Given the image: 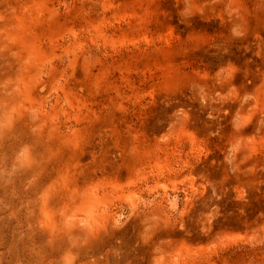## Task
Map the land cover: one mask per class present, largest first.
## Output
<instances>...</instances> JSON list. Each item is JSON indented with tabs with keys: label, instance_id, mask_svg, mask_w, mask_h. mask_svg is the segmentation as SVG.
I'll use <instances>...</instances> for the list:
<instances>
[{
	"label": "rangeland",
	"instance_id": "obj_1",
	"mask_svg": "<svg viewBox=\"0 0 264 264\" xmlns=\"http://www.w3.org/2000/svg\"><path fill=\"white\" fill-rule=\"evenodd\" d=\"M0 264H264V0H0Z\"/></svg>",
	"mask_w": 264,
	"mask_h": 264
}]
</instances>
